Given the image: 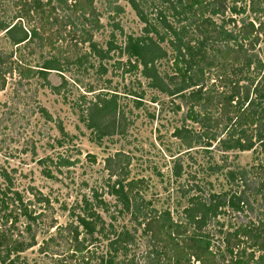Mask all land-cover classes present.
Masks as SVG:
<instances>
[{"label":"rangeland","instance_id":"1","mask_svg":"<svg viewBox=\"0 0 264 264\" xmlns=\"http://www.w3.org/2000/svg\"><path fill=\"white\" fill-rule=\"evenodd\" d=\"M10 1L0 0L2 12L7 10L6 16H14L15 1ZM146 1L138 0L140 3ZM251 1L238 2V8H243L244 12L237 15L228 12L226 19L233 16L237 28H242V20L252 22L256 28L262 25L256 48L264 60V0H254L260 9L256 8V11ZM154 4L155 1L148 0L142 5L152 19L157 16ZM95 5L102 24L95 34V41L103 50V58L90 56L91 61L82 65L73 64L74 60L65 63V58L78 52L79 55L89 53L90 47L82 46L76 52L70 41L63 38L54 45L56 49H43V53L51 50L61 54L63 71L51 70L47 74L48 80L59 86V91L43 87L39 78L18 84L15 81L19 78L15 74L0 92V184L7 187L11 198H19L15 192L21 196L15 203L10 201L7 205L0 225L27 238L26 226L32 222L37 245L21 253V259L31 264H62L61 261L66 259L64 264H95V252L98 255L106 252L108 241L116 238L114 230L134 227L131 215L120 213L122 205L111 194L116 177H110L107 158L117 152L124 153L130 160L127 181H141L137 185L143 199H139L138 206L158 213L167 210L175 220L183 219V209L194 195L228 192L231 196L236 188L227 177L229 169L264 165V154L258 146L249 151L224 153L218 141L206 150L199 144L187 145L186 140L190 141L192 133L188 139L176 136L178 129L183 134L188 128L193 133H202L201 125L187 119L186 115L191 106L195 111H201V115L205 114L204 110L195 106V101L185 103L182 94L171 95L153 87L150 79L142 74V67L138 70L128 64L124 51L127 39L145 35V25L128 0L113 4L95 0ZM58 12L56 16H62ZM171 16H168V22H173ZM216 21L221 22L220 18ZM4 36L5 32H1L0 49L12 53L14 66L25 70L38 65L37 51L11 46ZM149 37L160 42L168 54L158 61L160 73L174 74L170 43L159 41L160 37L155 34ZM213 68L202 75L205 77L202 84L220 91L218 74L224 68L218 64ZM104 98L116 99L117 109L114 110L113 104L102 117L98 116L102 113L97 112L92 116L90 106L94 108L98 103V107L103 108ZM209 117L216 121L214 131L223 128L219 111L212 109ZM89 123L93 127H89ZM85 198L96 204L99 200L103 203L96 208L99 221L95 234L90 235L80 227V240L85 238L88 249L73 253L75 242L70 241L71 235L65 229L71 224L78 225L77 218L83 214ZM258 202L256 198L254 204L258 205ZM228 214L219 217L218 225L213 221L205 228L194 226V234L210 232L217 235L222 223L227 230L228 222L235 224L237 221L236 217H231V211ZM138 230L141 234L140 227ZM53 234H56L57 242L50 244L48 252H42L40 245ZM139 244L136 254L145 250L144 241ZM216 244L223 247L221 241ZM60 247V255H54L55 248Z\"/></svg>","mask_w":264,"mask_h":264},{"label":"trees","instance_id":"2","mask_svg":"<svg viewBox=\"0 0 264 264\" xmlns=\"http://www.w3.org/2000/svg\"><path fill=\"white\" fill-rule=\"evenodd\" d=\"M14 1V16H6L7 10L2 12L0 7V14H4L0 16V33L5 32L4 37L11 46L37 51L39 57L35 60L38 65L21 69L20 66H14L10 51L0 49V92L15 74L19 80L13 81L18 84L23 80L39 78L43 87L59 91V86L53 85L47 74L51 70L63 71L64 62L59 59L61 54L51 50L43 53V49H56L54 45L63 38L70 41L76 52L82 46L90 47L89 53L79 55L78 52L65 58V63L74 60L73 64L82 65L85 61H91L90 56L104 57L103 50L95 41V34L102 28L95 0ZM105 1L109 4L118 2ZM128 1L145 25L143 37L130 36L126 41L124 51L128 56V64L138 70L142 67V74L150 79L153 87L171 95L182 94L185 103L195 101L194 105L205 112L201 115V111L197 112L191 106L186 115L187 119L201 125L202 133H193L188 128L183 134L178 129L176 136L188 139L192 133L190 141L186 140L189 147L199 144L210 150L212 143L218 141L224 153L232 150L249 151L258 146L264 154V60L256 48L262 25L256 28L252 22L242 20V28H237L236 20L230 16L244 12L237 3L245 0H152L155 1L152 6L157 13L154 19L142 6L148 0L143 3ZM256 4L254 0L251 1L255 11L259 9ZM58 11L62 16H56ZM228 12L230 17L226 19ZM170 14L173 22H168ZM216 18H220L221 22H217ZM150 34L158 35L161 42L167 40L170 43L174 54V74H161L158 70V61L168 54L160 42L149 37ZM216 62L224 68L219 70L220 81L216 79L221 83L220 91L202 84L205 78L202 75L214 69ZM103 102V108L98 107V103L95 104L96 108L90 106L92 116L97 112L102 113L98 115L102 117L113 104L114 110L117 109L116 99L104 98ZM212 109L219 111L224 124L218 132L213 130L216 121L209 117ZM88 126L93 127L90 123ZM129 165L130 160L121 152L107 158L110 177H116L111 185V194L122 205L123 211L120 210V213L131 215L134 227L114 230L116 238L108 241L106 252L100 255L95 252V264H264L263 164L253 165L251 169H229L226 174L236 188L235 192L231 196L228 192L189 196V205L183 209V219L180 220H175L167 210L158 213L138 206L139 199H143L137 185L141 181H127ZM8 192L7 187L0 184V220L5 216L3 213L7 211L5 209L10 201L15 203L21 198L17 192L15 195L19 198H11ZM256 198L259 199L258 205L254 204ZM102 203L99 200L96 204L85 198L83 214L77 218L78 225L74 227L71 224L65 229L71 235L70 241L75 242L73 253L88 249L89 243L85 238L80 240V227L90 235L95 234L99 221L96 208ZM230 211L233 213L231 217H236L237 221L235 224L228 222L227 230L222 223L217 235L210 232L194 234V226L205 228L213 221L218 225L219 217L229 215ZM31 223L26 226L27 238L0 225V264H31L21 259V253L37 245L36 232L31 228ZM138 227L141 228V234ZM55 237L56 234L51 235L40 245V250L48 252L50 244L57 242ZM143 241L145 250L136 254L135 250ZM216 241H221L223 247ZM55 249L54 255H60L58 251L61 247ZM66 260L61 261L62 264Z\"/></svg>","mask_w":264,"mask_h":264}]
</instances>
